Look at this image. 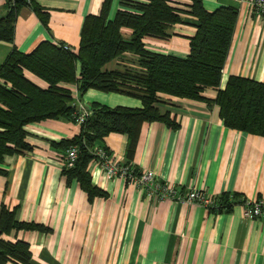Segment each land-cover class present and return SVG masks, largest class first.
<instances>
[{
    "label": "crops",
    "instance_id": "1",
    "mask_svg": "<svg viewBox=\"0 0 264 264\" xmlns=\"http://www.w3.org/2000/svg\"><path fill=\"white\" fill-rule=\"evenodd\" d=\"M105 1L31 0L19 11L14 44L0 46V67L14 48L30 54L44 42L78 52L86 18L99 16ZM122 1L112 0L111 17ZM202 2L209 13L222 8L238 12L221 88L232 77L264 84V17L234 0ZM7 13L6 2L0 0V19ZM172 33L169 41L147 39L146 49L186 59L196 29L178 25ZM124 66L114 62L106 69ZM72 90L76 108H142L140 101L127 97L90 91L80 98L77 88ZM206 96L214 100L217 92L207 91ZM164 99L173 105L166 109L176 117L178 128L144 124L132 155L127 136L110 135L102 146L114 163L131 161L140 172L154 173L186 195L196 190L215 199L225 194L249 202L264 199V139L227 129L218 107ZM26 131L32 150L7 157L1 166L6 176L0 175V214L5 208L19 223L49 230L3 237L28 244L31 264H264V221L246 220L243 207L215 214L197 205L158 201L124 180H109L96 162L89 164L88 173L93 186L107 197L90 201L80 184L62 172L64 152L52 147L78 137L80 127L48 121Z\"/></svg>",
    "mask_w": 264,
    "mask_h": 264
},
{
    "label": "trees",
    "instance_id": "2",
    "mask_svg": "<svg viewBox=\"0 0 264 264\" xmlns=\"http://www.w3.org/2000/svg\"><path fill=\"white\" fill-rule=\"evenodd\" d=\"M27 6L25 0H21L16 6L8 7L6 18L0 19V46L14 44L19 11ZM111 7L112 0H106L99 16L86 18L78 52L64 45L44 42L30 54L14 48L0 67L1 176H6L1 166L7 157L32 150L26 142L29 126L63 120L77 125L73 87L77 88L80 98L97 91L138 100L142 104L140 109H112L93 104L89 108L91 115L80 127L78 137L52 144L54 149L64 152L62 172L69 181L80 184L90 201L107 197L93 186L88 173L89 164L97 160L93 151L103 148L107 137L127 136L130 141L128 154L132 155L144 124L163 123L171 130L178 128L176 117L166 109L173 105L164 98L218 107L227 129L264 139V84L232 77L225 88H221L238 20L237 10L222 8L209 13L202 0H179L178 3L123 0L120 9L111 17ZM35 11L42 14L38 8ZM46 17L43 15L44 19ZM178 25L196 29L186 59L146 49L147 39L169 41ZM114 62L127 66L108 71L106 68ZM28 76L46 87L33 83ZM207 91H216V98L209 99ZM72 148L78 150V157L75 165L69 168L66 157ZM135 174L140 176L141 172L135 168ZM217 200V208L210 210L215 214L232 212L246 201L237 194H225ZM13 232L49 233V230L21 224L14 212L3 208L0 264H31L28 244L4 240V236Z\"/></svg>",
    "mask_w": 264,
    "mask_h": 264
},
{
    "label": "built area",
    "instance_id": "3",
    "mask_svg": "<svg viewBox=\"0 0 264 264\" xmlns=\"http://www.w3.org/2000/svg\"><path fill=\"white\" fill-rule=\"evenodd\" d=\"M7 7L16 6L21 0H4ZM237 3L246 4L250 10L257 16L264 17V0H234ZM27 5H31V0H25ZM68 47H66L67 49ZM77 114V126L81 127L86 119L91 115L88 108L80 107ZM93 154L96 156V163L100 166L106 178L109 180L121 179L140 192L147 194L151 198L158 201H171L180 204L197 205L210 211L217 208L218 200L208 196L204 192L196 190L190 191L187 195L183 193L182 189L160 182L157 175L154 173H142L140 176L135 174V167L126 164L114 163L112 157L103 148H95ZM78 157V150L72 148L67 152V165L72 168ZM243 207L244 218L249 221H264V199L249 202L245 201L240 206Z\"/></svg>",
    "mask_w": 264,
    "mask_h": 264
}]
</instances>
